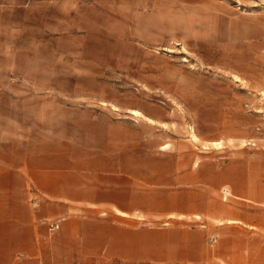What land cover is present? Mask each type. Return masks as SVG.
<instances>
[{
    "label": "crops",
    "instance_id": "0c3cea01",
    "mask_svg": "<svg viewBox=\"0 0 264 264\" xmlns=\"http://www.w3.org/2000/svg\"><path fill=\"white\" fill-rule=\"evenodd\" d=\"M82 2L86 17L142 25L148 48L174 42L213 73L173 75L164 54L140 74L133 59L130 81L176 107L124 102L102 86L29 91L39 76L0 44V264H264V91L215 80L216 69L253 81L264 17L227 0ZM89 65L87 81L105 83L93 67L122 58Z\"/></svg>",
    "mask_w": 264,
    "mask_h": 264
},
{
    "label": "rangeland",
    "instance_id": "374dc122",
    "mask_svg": "<svg viewBox=\"0 0 264 264\" xmlns=\"http://www.w3.org/2000/svg\"><path fill=\"white\" fill-rule=\"evenodd\" d=\"M61 1L0 0V44L7 50L6 53L14 56L12 58L18 65L27 66L25 73L28 78L39 76L37 82L28 85L29 91L56 90L83 95L85 92L99 90V86H102L109 95H117L124 102H131L139 96L141 102L168 101L176 107L175 100L160 98L149 89L148 84L130 81L133 59L140 74L147 72L149 59L164 54L173 64L174 69L171 72L173 75L182 74V69H191L205 75L213 73L205 67H197L192 52L191 56L174 42L166 46L168 49L158 46L148 48L142 39L144 35L142 25L133 31L128 19L100 18L89 12L86 17L85 3L82 0L70 3V6L64 4L62 6ZM227 1L236 8L237 12L264 17V0ZM71 5H74L73 11ZM101 25L104 27V34L99 32ZM117 54L122 58L120 67L104 65L92 69V73L104 76L103 78L107 80L105 83L95 84L87 81L90 61L94 64L99 63L100 58L111 59ZM235 60L241 65L245 62L242 53L237 55ZM160 65L163 66L162 63ZM51 75L61 77L68 75L73 81L53 84L45 80ZM242 78V74L231 76L225 70L215 69V80L220 81L217 84L224 86V89H234L237 92L259 89L264 91V53L253 81L245 83L240 81ZM170 86L171 84H168V87ZM56 100L65 104L89 102L73 97H61ZM250 108L254 109V106L251 105Z\"/></svg>",
    "mask_w": 264,
    "mask_h": 264
},
{
    "label": "built area",
    "instance_id": "2783aa9c",
    "mask_svg": "<svg viewBox=\"0 0 264 264\" xmlns=\"http://www.w3.org/2000/svg\"><path fill=\"white\" fill-rule=\"evenodd\" d=\"M59 229V226L57 223L50 224V230Z\"/></svg>",
    "mask_w": 264,
    "mask_h": 264
}]
</instances>
